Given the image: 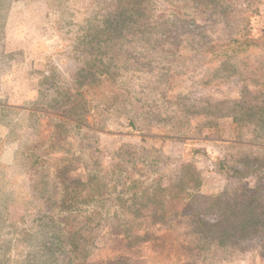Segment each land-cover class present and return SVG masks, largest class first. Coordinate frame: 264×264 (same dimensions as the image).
<instances>
[{"label":"rangeland","instance_id":"obj_1","mask_svg":"<svg viewBox=\"0 0 264 264\" xmlns=\"http://www.w3.org/2000/svg\"><path fill=\"white\" fill-rule=\"evenodd\" d=\"M118 4L0 0V101L35 110L0 115V264H264V44L235 41L264 0H149L109 32ZM119 162L180 196L81 210ZM237 198L262 227L220 244L198 220Z\"/></svg>","mask_w":264,"mask_h":264},{"label":"trees","instance_id":"obj_2","mask_svg":"<svg viewBox=\"0 0 264 264\" xmlns=\"http://www.w3.org/2000/svg\"><path fill=\"white\" fill-rule=\"evenodd\" d=\"M118 2L117 15L109 20V25L107 26L109 32L117 30L118 26L126 27L131 23L140 24V18L144 16L145 7L149 4V0H118ZM235 41L237 42V48L244 51L264 44V35L247 37L242 41L235 39ZM114 166L112 182H110L112 189L101 193L93 192L91 195L85 196L81 210H86L87 207L93 206L95 211L99 214L102 213V216L110 217L111 214H122L118 207L125 203L124 198L130 196V194H132L133 200L162 197L166 198V202L175 201L180 196L178 185H176L175 189H169L160 185V179H154L149 182L139 178L138 172L135 170L136 165L129 168L124 167L123 162H119ZM190 176L191 178L187 181V184H191V188L196 189L201 184L200 176L195 172H192ZM93 177L94 175H91L86 182L90 183L94 179ZM143 182L146 184L141 187ZM182 182H184V178L178 184ZM85 185L88 184L84 182L83 186ZM132 190L134 191L130 193ZM107 192L109 193L104 196ZM252 202L253 200L242 201L239 198L230 200L222 203L224 211L215 223H210L203 219H199L198 222L200 225L205 226V231H216L219 236V243L225 244L229 239L242 235L250 229H260L262 227L263 219L256 215ZM162 213L166 215L168 209H162ZM61 232L64 233L65 231L61 229Z\"/></svg>","mask_w":264,"mask_h":264},{"label":"crops","instance_id":"obj_3","mask_svg":"<svg viewBox=\"0 0 264 264\" xmlns=\"http://www.w3.org/2000/svg\"><path fill=\"white\" fill-rule=\"evenodd\" d=\"M25 92L28 94V89ZM30 93H31V99H33L32 91L29 89V94ZM27 96L28 95H26L25 97V103L1 100L0 101V115L11 114V113H14L15 115H35L34 108L28 105Z\"/></svg>","mask_w":264,"mask_h":264}]
</instances>
